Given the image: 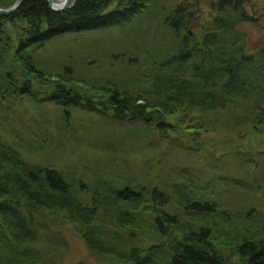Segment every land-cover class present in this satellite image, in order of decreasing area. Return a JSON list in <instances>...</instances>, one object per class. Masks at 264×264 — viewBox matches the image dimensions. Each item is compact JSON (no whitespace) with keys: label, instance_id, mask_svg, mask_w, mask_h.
I'll return each mask as SVG.
<instances>
[{"label":"trees","instance_id":"1","mask_svg":"<svg viewBox=\"0 0 264 264\" xmlns=\"http://www.w3.org/2000/svg\"><path fill=\"white\" fill-rule=\"evenodd\" d=\"M17 1L0 0V8ZM153 1L78 0L57 13L47 0H25L15 13L0 15V103L37 94L65 112L64 119L79 109L96 113L111 131V123L124 131L120 139L103 140L105 163L82 171L39 164L32 155L57 152L59 144L38 153L33 143L14 138L16 118L2 123L0 264H55L50 248L64 243V223L105 264H264V174L258 176L264 147L246 141L248 129L264 128V47L249 52L240 28L255 20L252 0H211L213 16L199 32L187 19L188 4H179L160 23L168 43L145 59L130 84L89 85L54 75L36 57L56 37L129 21ZM189 113L199 130L228 139L219 154L225 158L211 147L204 165L193 156L190 169L171 180L165 163L178 146L166 133L158 137L154 123ZM160 145L169 147L161 152ZM136 146L152 170L136 168ZM159 161L167 174L158 172ZM235 191L250 196L246 212L225 199Z\"/></svg>","mask_w":264,"mask_h":264},{"label":"rangeland","instance_id":"2","mask_svg":"<svg viewBox=\"0 0 264 264\" xmlns=\"http://www.w3.org/2000/svg\"><path fill=\"white\" fill-rule=\"evenodd\" d=\"M61 1L58 0L60 3ZM179 4H188L190 13L187 19L193 24L192 29L196 32H199L200 27L211 19L214 13L211 0H154L148 11L145 10L129 21L96 30L71 31L56 37L50 41L46 50L39 51L36 57L41 66L47 67V71L54 75L64 76L63 73H67V78L79 79L89 85L104 84L110 79L130 84L135 81V77L141 76V66L144 65L145 59L158 56L160 47L164 48L168 43L166 32L160 23H164L167 13ZM113 8L114 5L109 10ZM248 10L255 20L242 24L240 28L246 33L248 51L255 52L264 47V0H252ZM129 63L135 65L130 66ZM69 113L64 119L62 114L65 116V112L51 104L40 102L39 96L33 94L21 103L15 99L5 101V104L0 103V128L2 123L15 122L16 118V127L10 126L14 138L23 137L29 147L33 143L34 150L38 153L42 151L43 145L59 144L60 149L57 152L46 149L40 154L32 155L31 159L39 164L64 163L67 166L81 167L84 171L87 165L90 167L95 163H105V155L101 152L103 140L110 135L120 139L124 132L123 127L119 129L117 123H111L114 128L111 131L108 123L96 113L79 109ZM160 122H164L166 126H156L158 137L161 138L166 133L171 142L178 146L177 150H171L172 156L168 157L167 151L163 153L164 157H168L165 167L171 176L176 174L179 178L185 167L189 170L194 164L193 156H198L199 164L204 165L207 151L211 150V147L214 155L221 156L220 151L227 146L228 139L223 135L199 130L193 113L178 114L177 117L161 119L154 124ZM165 130L167 132H164ZM246 133L249 134L246 138L248 144L255 149L256 143L264 147V128L254 126ZM135 149L138 154L136 168L152 170L147 154L139 146ZM166 149L163 145L159 146L161 152ZM162 164V161L158 162V172L164 175L166 172L162 170ZM258 172L261 173L258 175L261 178L264 170ZM224 197L229 198V203L238 210L243 206L241 213L246 212L252 204L250 196L242 194L241 191L224 194ZM60 229L64 235V243L51 245L50 248V255L55 264H105L92 255L72 224L64 223Z\"/></svg>","mask_w":264,"mask_h":264},{"label":"water","instance_id":"3","mask_svg":"<svg viewBox=\"0 0 264 264\" xmlns=\"http://www.w3.org/2000/svg\"><path fill=\"white\" fill-rule=\"evenodd\" d=\"M25 0H18L15 5H13L10 8H0V15L6 16L15 13L20 9V7L23 5ZM78 0H62L61 3H55V0H47L49 8L53 12H63L66 10H69L75 6ZM157 126L159 128H162L166 126L164 122L157 123Z\"/></svg>","mask_w":264,"mask_h":264},{"label":"bare ground","instance_id":"4","mask_svg":"<svg viewBox=\"0 0 264 264\" xmlns=\"http://www.w3.org/2000/svg\"><path fill=\"white\" fill-rule=\"evenodd\" d=\"M55 3H60V2H58V0H55Z\"/></svg>","mask_w":264,"mask_h":264}]
</instances>
